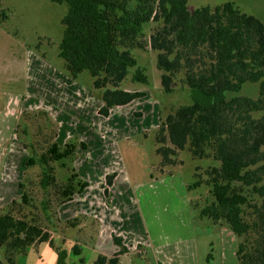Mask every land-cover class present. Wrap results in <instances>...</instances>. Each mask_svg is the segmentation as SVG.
I'll list each match as a JSON object with an SVG mask.
<instances>
[{
    "label": "trees",
    "instance_id": "1",
    "mask_svg": "<svg viewBox=\"0 0 264 264\" xmlns=\"http://www.w3.org/2000/svg\"><path fill=\"white\" fill-rule=\"evenodd\" d=\"M52 2L66 5L57 53L63 69L74 81L89 77L101 101L99 115L108 117L112 108L145 96L144 90L121 87L131 69L132 82L149 84L146 68L133 51L149 48L155 53L160 84L167 93L177 73L183 72L190 102L165 116L159 112L153 131L159 164H174L176 153L184 150L199 160L211 158L204 181L210 199L199 207L190 200V206L198 209L199 217L230 229L236 238L237 264H264V23L231 1L194 9L187 0ZM7 17L0 8V21ZM149 22L159 25L146 40ZM246 84L257 85L255 98L240 93ZM35 112L50 129L46 146L38 153L33 143L20 140L27 151L26 169L41 168L38 185L45 195L41 205L48 211L52 190L59 206L89 185L73 165L78 146L86 144L75 137L59 144L58 124L45 110ZM55 164L67 172L60 183ZM114 176L106 175V194ZM201 185L194 179L186 186L197 190ZM18 186L20 196L0 208V264H19L17 257L41 242L56 252L55 264H72L67 248L55 244L36 218L21 213L30 195L22 179ZM112 240L118 251L110 257L98 254L91 264H116L127 252L122 237L113 235ZM71 251L83 262L77 244Z\"/></svg>",
    "mask_w": 264,
    "mask_h": 264
},
{
    "label": "rangeland",
    "instance_id": "2",
    "mask_svg": "<svg viewBox=\"0 0 264 264\" xmlns=\"http://www.w3.org/2000/svg\"><path fill=\"white\" fill-rule=\"evenodd\" d=\"M227 1L233 2L241 11L256 16L264 23V0H187V5L189 9H194ZM0 8L8 15L7 19L0 21V91L25 92L30 84L27 83L28 78L36 73L34 68L37 71L39 68L35 63L32 64L37 59L36 54L38 58L50 63L47 67L51 65L61 71L57 67L63 68V60L57 53L63 32L61 18L66 12V5L52 0H0ZM158 25L159 22L148 23L145 28L146 40ZM133 53L138 56L139 64L146 68L149 84L132 82L131 69L121 87L127 90H144L146 94L128 105L115 108L112 117L96 113L101 101L90 87L89 77L74 81L71 85L73 90L74 85L79 86L78 93L85 95L78 97V94L73 95L72 90L66 93L80 102L78 109L67 110L62 101H43L42 96L39 101L33 94L27 93L32 95L31 99L36 103L47 106L49 110L46 113L51 119L58 116L61 124L60 130L58 129L59 144H63L71 136L86 144V148L78 146L73 161L80 177L89 183L86 198L76 195L64 206H58L52 190L50 208L43 211L41 200L45 195L38 185L40 166L32 165L23 173L20 172L23 166L17 168L21 155H24L21 152V140L26 145L33 143L38 153L46 146L50 129L44 128V117L40 112H35L41 108H21L19 122L16 124V137L20 143H8L7 176L5 179L1 178L4 192L0 191V208L20 196L21 189L17 187V183L22 179L30 195V203L21 208V213L36 218L42 228L50 233L55 244L62 243L69 251L68 262L72 264H91L99 254L94 251L101 229L97 216L104 218L105 225L118 230L128 244L135 245H132L134 247L128 258L129 264H155L148 249L143 253L146 234L155 236L158 231V234L182 235L183 231L179 232L178 227L190 222V208L188 204H184V198L191 197V201L198 207L210 199L204 181L211 158L199 160L184 150L176 153L174 164L161 166L155 152L153 131L159 124V112L165 116L178 106L190 102L189 90L182 81L183 72L177 73L172 82V90L167 93L160 84L161 72L155 65V53L149 48ZM33 87L29 91L37 89ZM240 93L255 98L258 94L257 85L246 84ZM62 99L67 103L72 101L67 95ZM55 173L59 183L67 174L56 164ZM110 173H115V176L106 194L105 179ZM194 179H200L202 185L197 190H187L186 185ZM191 211V222L199 245L198 253L202 259L212 253V264H219L220 225L199 217L198 209ZM142 216L146 222L145 228L139 220ZM114 234L116 235L106 226L103 229L101 241L104 242V253H109L106 243L112 241ZM74 244L82 248L80 256L83 257V262L79 261L78 255L72 253L71 247ZM224 246L229 255L232 242L225 241ZM0 257L3 259L1 247ZM17 260L19 264H55L56 252L47 242L36 243L27 247ZM121 264H127L126 259Z\"/></svg>",
    "mask_w": 264,
    "mask_h": 264
},
{
    "label": "crops",
    "instance_id": "3",
    "mask_svg": "<svg viewBox=\"0 0 264 264\" xmlns=\"http://www.w3.org/2000/svg\"><path fill=\"white\" fill-rule=\"evenodd\" d=\"M36 57L37 59L33 60L32 64L35 63L36 66H39L38 71L36 70L37 68H34V72H36L38 75L34 73L35 76L33 74L32 78H28L27 83H30V84H29V87L27 86V89L24 90L25 92L8 93V92L0 91V191L2 192H4V188H3V183H1V178L5 179L7 176L8 143L10 145L20 143L16 137V124L18 123V120L20 118L19 114L22 112L21 108L25 106L24 107L25 109L41 108L42 110H45V111L49 110L47 109V106L44 103L43 104L36 103L34 99H31L32 95H29L27 93L33 94L34 98L38 99L39 101L42 99V97H43V101L47 99L52 100L53 102H56V103H60V101H62L64 108H66L67 110L68 108L78 109L80 106V102L76 99H72V97L66 93H70V90H72L73 95L78 94V97H81V95H85V93H78L77 88L79 86L77 85H74L75 86L74 90L72 89L71 85L74 84V80H72L68 76V74L64 71L62 67L60 68L59 66L57 67V69H60L61 71L56 70L51 65L50 67H47V65L50 63H48L46 60L44 61V59L38 58V54H36ZM32 87L33 88L37 87V89H33V91H29V88H32ZM38 88L41 90H38ZM35 90L37 91L35 92ZM66 95L70 97V99L72 100L70 103H67L64 101V99H62V97ZM131 102H133V100ZM128 104H125V105H128ZM100 105L101 104H99L98 107ZM121 106H124V105H121ZM118 107L120 106H116L112 108L108 117H112L113 113L116 110L115 108H118ZM96 113L98 114L97 110H96ZM57 117L58 116H55L53 118L56 121H54L53 119L52 120L56 122L57 124H59L58 129L60 130L61 124L59 123ZM58 136H59V131H58ZM58 136H57V139H58ZM21 152H24V155L23 156L21 155L22 158L20 157L19 165L17 166V168L19 166L21 167L23 166L22 167L23 170H20V172L23 173L26 170L25 161L27 158V153L22 145H21ZM88 186L81 193L76 194V195H82L83 198H86L85 196L88 192L87 191ZM17 187L19 188L18 183H17ZM129 189L130 188H128V190ZM184 199H185L184 204L185 205L188 204L190 208L189 213H188L190 222H187L186 224L185 223L182 224L181 228L178 227L179 232L183 231L182 235L171 236L168 234H161V233L158 234V231H156L157 235L149 236L148 233L146 232L147 236L144 242V246L142 248L143 253L145 252V249H148L149 254L151 253V258L153 259L155 264H201L200 262L201 256L197 251V249L199 248V245L197 243L196 233H195L194 227L191 222V215H192V211H191L192 208L190 206L191 197L186 196ZM66 203L60 206H64ZM97 218L100 222L101 229L99 232L100 238L99 240H96L97 241L95 245L96 248L94 251L96 253L104 254L110 257L118 251L119 247L116 246L114 242H112L113 240L111 242L107 241L106 246L109 249V253L107 254L103 252L102 244L104 242L101 241L103 229L106 226L107 228H109V230L116 233V235L119 236L120 234H119V231L114 229L112 226L109 227L108 224L105 225L104 218H102V216L101 217L97 216ZM142 219L144 220L143 216H142ZM142 219H139L142 222V224L141 223L140 224L141 226L143 225V228H145L146 222L145 220L143 221ZM219 232L221 233L220 234L221 244H220V251H219V264H237L236 256H235V249H236L235 236L232 234L230 229H228L226 226H220ZM120 237H123V236L120 235ZM225 241L232 242V246H231L232 248L229 252V255H227L226 251L224 250ZM122 242L127 247L128 250L127 252L119 256V261L116 264L123 263L124 259H126L127 264H129L130 260L128 258L130 257V254L133 253L132 248L135 245L128 244L126 242V239H124V237L122 239ZM69 256L70 254L68 251V257ZM201 260H203L202 264H212L211 262L213 260L212 253L207 254V256H204L203 259L201 258Z\"/></svg>",
    "mask_w": 264,
    "mask_h": 264
}]
</instances>
